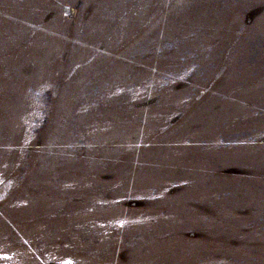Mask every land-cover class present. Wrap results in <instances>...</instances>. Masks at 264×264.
<instances>
[{
    "label": "rangeland",
    "instance_id": "rangeland-1",
    "mask_svg": "<svg viewBox=\"0 0 264 264\" xmlns=\"http://www.w3.org/2000/svg\"><path fill=\"white\" fill-rule=\"evenodd\" d=\"M0 264H264V0H0Z\"/></svg>",
    "mask_w": 264,
    "mask_h": 264
}]
</instances>
